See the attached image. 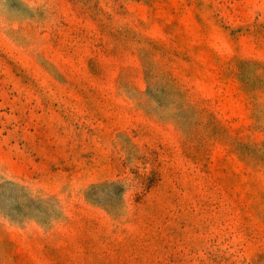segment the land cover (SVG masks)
<instances>
[{"label":"rangeland","instance_id":"374dc122","mask_svg":"<svg viewBox=\"0 0 264 264\" xmlns=\"http://www.w3.org/2000/svg\"><path fill=\"white\" fill-rule=\"evenodd\" d=\"M0 264H264V0H0Z\"/></svg>","mask_w":264,"mask_h":264}]
</instances>
